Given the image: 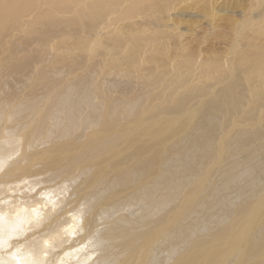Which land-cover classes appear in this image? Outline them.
<instances>
[{"label":"bare ground","instance_id":"1","mask_svg":"<svg viewBox=\"0 0 264 264\" xmlns=\"http://www.w3.org/2000/svg\"><path fill=\"white\" fill-rule=\"evenodd\" d=\"M19 1L0 0L10 18L0 17V264H264V125L237 119L248 95L240 73L229 82L213 73L224 83L197 105L158 79L111 103L95 68L70 79L45 67L38 88V58L18 56L33 41L4 39ZM108 1L40 17L50 35L60 23L78 27L82 47ZM150 87L172 103L150 106ZM251 96L256 121L264 90ZM243 221L251 230L241 247L220 249Z\"/></svg>","mask_w":264,"mask_h":264},{"label":"rangeland","instance_id":"2","mask_svg":"<svg viewBox=\"0 0 264 264\" xmlns=\"http://www.w3.org/2000/svg\"><path fill=\"white\" fill-rule=\"evenodd\" d=\"M95 1H19L16 31L4 39L9 43L33 41L18 56L33 53L38 58L33 65L36 70L33 84L38 88L44 87L38 71L45 67L58 66L70 79L95 68L93 78L100 84L103 97L111 103L117 98L132 101L146 86H153L148 82L158 79L157 87L162 83L163 89L175 81L174 100L190 94L197 105L210 100L211 90L224 83H215L213 73L227 72L229 82L239 72L248 87V95L247 104L237 119L245 118L243 123L252 128L264 125V107L257 109L256 121L248 118L255 105L251 93L264 90V0H109L101 8L105 14L94 30L88 34L83 32L87 41L82 47L78 44L83 35L75 25L67 27L60 23L52 35L50 28L45 29L46 21L40 17L43 12L50 11L68 19L75 9L88 8ZM60 6L62 12L58 11ZM2 15L10 19L0 8L1 18ZM31 28L48 31L39 35L31 32ZM132 56L135 60L130 64ZM255 62L262 71L252 74L253 70L248 67ZM21 88L22 95L27 93L25 86ZM149 90L146 101L149 100L150 106L159 108L172 103H167L166 96L153 97L156 93L153 87ZM54 91L50 90V95ZM255 206L254 200L252 208ZM248 225V221L241 222L237 233L227 235L217 246L224 251L232 247L239 249L243 236L251 230Z\"/></svg>","mask_w":264,"mask_h":264}]
</instances>
